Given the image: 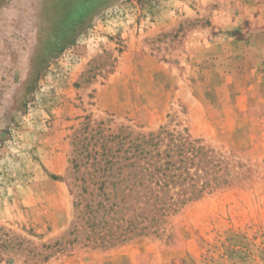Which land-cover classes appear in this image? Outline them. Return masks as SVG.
I'll list each match as a JSON object with an SVG mask.
<instances>
[{
	"label": "rangeland",
	"instance_id": "rangeland-1",
	"mask_svg": "<svg viewBox=\"0 0 264 264\" xmlns=\"http://www.w3.org/2000/svg\"><path fill=\"white\" fill-rule=\"evenodd\" d=\"M87 123L187 135L223 179L141 234L70 233ZM0 229V264H264V0H0Z\"/></svg>",
	"mask_w": 264,
	"mask_h": 264
},
{
	"label": "trees",
	"instance_id": "trees-1",
	"mask_svg": "<svg viewBox=\"0 0 264 264\" xmlns=\"http://www.w3.org/2000/svg\"><path fill=\"white\" fill-rule=\"evenodd\" d=\"M89 128L87 123L79 129L73 143L70 177L76 214L70 233L82 229L101 242L141 234L179 203L223 179L221 163L187 135L162 129L129 138ZM7 241L0 233V252Z\"/></svg>",
	"mask_w": 264,
	"mask_h": 264
}]
</instances>
